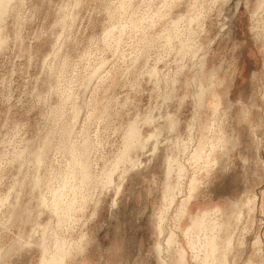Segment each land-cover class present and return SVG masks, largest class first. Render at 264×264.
<instances>
[{"label":"rangeland","instance_id":"obj_1","mask_svg":"<svg viewBox=\"0 0 264 264\" xmlns=\"http://www.w3.org/2000/svg\"><path fill=\"white\" fill-rule=\"evenodd\" d=\"M54 256L264 264V0H0V264Z\"/></svg>","mask_w":264,"mask_h":264},{"label":"bare ground","instance_id":"obj_2","mask_svg":"<svg viewBox=\"0 0 264 264\" xmlns=\"http://www.w3.org/2000/svg\"><path fill=\"white\" fill-rule=\"evenodd\" d=\"M183 210H185V208ZM160 233L163 234V229L162 228H160ZM61 261L62 260L60 259V261L58 263L57 257L54 256V257H51L49 259H43L42 264H60Z\"/></svg>","mask_w":264,"mask_h":264}]
</instances>
